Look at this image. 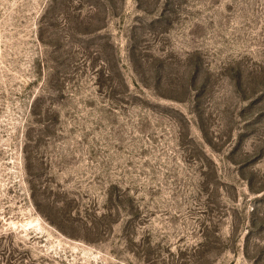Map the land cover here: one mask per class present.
Here are the masks:
<instances>
[{"label": "rangeland", "instance_id": "1", "mask_svg": "<svg viewBox=\"0 0 264 264\" xmlns=\"http://www.w3.org/2000/svg\"><path fill=\"white\" fill-rule=\"evenodd\" d=\"M0 264H264V0H0Z\"/></svg>", "mask_w": 264, "mask_h": 264}]
</instances>
